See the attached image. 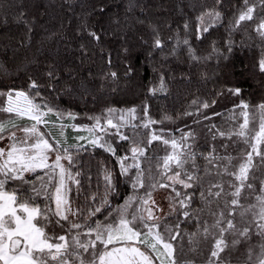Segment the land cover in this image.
Returning <instances> with one entry per match:
<instances>
[{"label":"snow or ice","instance_id":"6c2138e0","mask_svg":"<svg viewBox=\"0 0 264 264\" xmlns=\"http://www.w3.org/2000/svg\"><path fill=\"white\" fill-rule=\"evenodd\" d=\"M215 3L221 5L223 0ZM64 5L71 12L75 0H63ZM121 6L126 14L137 8L143 11L139 0H124ZM234 7V18L227 25L229 31L255 21L253 31L264 41V0H240ZM94 11L104 14L106 9L101 5ZM196 20L195 39L203 40L211 27L223 23V16L219 8H206ZM12 22L24 24L29 33L32 31V22L23 10L13 16ZM137 22L143 20L137 17ZM8 24L0 15V28H7ZM183 29V36L177 28L175 35L168 37L167 42L172 44L168 55L179 57L182 50L189 60L200 62L202 57L191 41L187 21ZM152 31V47L163 50L166 41L155 28ZM77 34H86L96 44L101 41L100 32L89 28L86 21L80 24ZM80 51L87 56L84 42ZM123 51L129 53L127 48ZM227 51H232L231 40ZM212 52L223 55L215 43ZM108 63L111 64L110 57ZM258 66L264 73V56ZM131 71L129 67L128 72ZM44 75L51 92L54 82L60 79L55 65H49ZM110 75L117 77L116 72ZM45 86L38 78L29 77L26 89L0 90V264H196L188 253L202 251V243L210 244L203 264H264V179H260L258 191L254 183L258 179L255 171L264 169V103L252 110V106L241 101L236 106L239 113L233 110L228 117L232 123L226 129L209 126L211 140L219 137L231 141L233 152L228 151L227 143L219 145L223 151L212 144L205 152L195 147L194 131H181L177 139L166 137L163 130L152 129V125L163 121L152 119L147 105L142 115L136 107H108L102 114L90 116V125H66L62 123L65 117L75 120L76 114L52 106L40 91ZM65 90L72 92L67 85ZM149 91L153 95L166 91L164 77L161 76L158 88ZM229 91L241 94L240 88ZM212 104L200 102V108L208 109ZM49 115L56 119H47ZM23 120L29 123H18ZM42 125L58 126L61 138L69 126L88 135L75 137L77 144L67 145L66 138L56 139L50 131L41 130ZM137 129L149 131L141 133ZM141 135H146L147 140L136 139ZM109 137H116V142L129 141L130 155L117 156ZM79 141H87L116 158L119 174L132 190L122 204L115 208L112 205L111 198L119 195V189L113 170L104 166L103 195L98 197L93 192L84 197L85 206H74L70 185H75L79 194L83 187L79 177L84 175L86 181H91V176L77 168L74 157L82 148L86 150ZM155 141L170 150L162 156L150 155L148 150ZM158 189H169L167 210L154 199ZM197 196L198 207L194 206ZM205 212L207 218L202 215ZM101 213L103 220L93 219ZM192 221L196 230L184 232L181 226ZM254 236L259 241H254ZM226 251L238 252L240 256L229 259L221 255Z\"/></svg>","mask_w":264,"mask_h":264},{"label":"trees","instance_id":"16d2710c","mask_svg":"<svg viewBox=\"0 0 264 264\" xmlns=\"http://www.w3.org/2000/svg\"><path fill=\"white\" fill-rule=\"evenodd\" d=\"M123 3L124 0H75L74 8L69 12L66 5L62 7L63 0H0V15L9 21L7 28H0V64L4 66L0 69V90L26 89L29 77L38 78L46 85L40 91L52 106L65 113L76 114L75 120L65 117L66 125H90L93 121L89 117L102 114L108 107H136L138 114L142 115L143 108L147 105L149 116L163 121L152 125V129L157 132L163 130L166 137L179 139L181 131H194L195 147L199 151L206 152L212 144L223 151L219 145L227 143L230 145L228 151L233 152L231 141L219 137L215 141L211 140L209 126L215 124L226 129L232 123L228 117L233 110L239 113L240 109L236 106L241 101L252 106V110L254 106L264 103V73L258 66L259 60L264 56V41L253 31L256 22H245L234 31H229L227 27L229 20L234 18V6L238 5L240 0H223L221 5H216L215 0H139L143 11L137 8L130 14L125 13L121 6ZM101 5L106 9L104 14L94 11ZM206 8H219L223 23L211 27L209 32L204 34L203 40H196V18ZM21 10L26 19L32 22L30 33L24 24L12 22L13 16ZM257 11L259 12V9ZM137 17L143 20V23L137 22ZM205 19L207 21L209 18ZM85 21L89 28L100 32L99 44L91 41L86 34H77L80 24ZM185 21L189 23L191 41L202 57L200 62L189 60L182 50L179 57L168 55L172 47V44L167 42L168 37L174 36L177 28L183 36ZM153 28L166 41L163 50L152 47ZM229 40L232 41L231 52L227 51ZM81 42L86 44L87 56H83L80 51ZM213 43L223 55L212 52ZM125 48L129 50L128 54L123 51ZM109 57L111 64L108 63ZM49 65H55L60 77L54 82L55 88L51 92L47 88L48 80L44 75ZM129 67L132 68L131 73L128 72ZM111 72L117 73L115 79L111 77ZM161 76L164 77L166 91H157L153 95L149 89L159 87ZM65 85L70 86L72 92L66 91ZM235 88L241 89L240 95H233L229 91ZM193 100L198 103L194 105ZM205 101L215 103L208 109L200 108V102ZM186 112H192L193 115H186ZM216 113L220 115H215ZM204 116L210 118L204 119ZM18 123L27 124L29 121ZM125 131L130 134V130ZM137 131L147 133L149 130ZM65 133L67 145L77 144L74 138L81 136V131L71 130L69 126ZM52 134L56 135L54 132ZM147 138L146 135L136 137L145 141ZM109 139L117 149V156L130 155L129 141L116 142V137ZM79 143L85 145L86 150L82 148L80 154L74 157L77 160V168L91 176V181H86L84 175L79 177L83 185L79 194L76 186L70 185L73 189L71 197L74 206H85L84 197L93 192L97 193L98 197L103 195L104 166L113 170L119 189V195L111 198L112 205L115 208L122 204L132 190L125 178L119 174L116 158L102 148L87 144V141ZM168 150L170 149L160 141H155L148 151L150 155L162 156ZM255 176L258 178L254 181L258 191L260 179H264V169L256 170ZM160 190L163 189L157 191ZM143 191L141 189V194ZM199 205L197 196L194 206ZM202 215L207 218L206 212ZM103 218L101 213L93 219ZM194 225L195 221H192L181 227L184 232H194ZM259 239L253 237L254 241ZM252 246L255 248L256 244ZM209 247V243H202V251L188 253V257L194 259L196 264H203ZM221 255L235 260L240 253L226 251ZM242 259L243 257L241 261Z\"/></svg>","mask_w":264,"mask_h":264},{"label":"rangeland","instance_id":"374dc122","mask_svg":"<svg viewBox=\"0 0 264 264\" xmlns=\"http://www.w3.org/2000/svg\"><path fill=\"white\" fill-rule=\"evenodd\" d=\"M47 119L54 121L56 119V117L55 116H52V115H49V117H47ZM62 123L65 124V121L63 120ZM70 125H72V124H70ZM75 125H77V124H75ZM77 126H80V125H77ZM70 129L73 130V128L71 126H70ZM41 130L50 131L51 134L54 132V134H56V135L53 136V134H52V136L55 137L56 139H58V138L64 139V138H61L60 135H59V128H58V126L57 127H52L51 125H47V126L42 125L41 126ZM65 134L66 133L64 131V136H65ZM80 135L81 136H87L88 134L86 132H84V131H81V134ZM168 192H169V190H164L163 189V190H160V191L155 192V194H154V199L158 203H161L162 206L165 208V210H167V200H166V196H167Z\"/></svg>","mask_w":264,"mask_h":264}]
</instances>
